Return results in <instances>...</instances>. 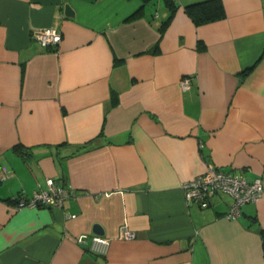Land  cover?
<instances>
[{
	"label": "crops",
	"instance_id": "0c3cea01",
	"mask_svg": "<svg viewBox=\"0 0 264 264\" xmlns=\"http://www.w3.org/2000/svg\"><path fill=\"white\" fill-rule=\"evenodd\" d=\"M203 1L0 0V264H264V193L230 217L182 188L211 166L264 181V0L196 23ZM48 177L75 197L14 209Z\"/></svg>",
	"mask_w": 264,
	"mask_h": 264
},
{
	"label": "built area",
	"instance_id": "2783aa9c",
	"mask_svg": "<svg viewBox=\"0 0 264 264\" xmlns=\"http://www.w3.org/2000/svg\"><path fill=\"white\" fill-rule=\"evenodd\" d=\"M32 38L44 47H53L59 44L62 35L55 27H46L35 30L32 33ZM180 84L182 88H188L190 78H182ZM45 183L44 188L34 190L28 197L22 195L12 197L14 209L38 206L62 207L68 197H75L74 188L57 183L52 177L46 178ZM182 188L187 200L197 203L200 207L208 206L210 198L215 194L223 193L230 196L232 201L228 216L236 217L240 213L242 205L257 200L264 193V181L260 176L248 180L234 172L211 166L205 172L183 182ZM74 216L75 214L68 215V217ZM120 237L130 239L134 237V233L124 228ZM77 241L84 246L87 245L89 250L101 254L107 252L110 242L108 238L99 235H91L88 238L80 237Z\"/></svg>",
	"mask_w": 264,
	"mask_h": 264
},
{
	"label": "trees",
	"instance_id": "16d2710c",
	"mask_svg": "<svg viewBox=\"0 0 264 264\" xmlns=\"http://www.w3.org/2000/svg\"><path fill=\"white\" fill-rule=\"evenodd\" d=\"M173 2V0H170ZM209 4V3H216L217 6H220L219 4V0H206L203 2H200L199 4H191V5H187L185 7L186 12L192 17V19L194 20V22H200V21H204L206 19H213L214 18V14H212L211 12H209L208 9L205 8H192L195 5H201V4ZM197 10V11H196ZM262 233H264V230H262Z\"/></svg>",
	"mask_w": 264,
	"mask_h": 264
},
{
	"label": "water",
	"instance_id": "95a60500",
	"mask_svg": "<svg viewBox=\"0 0 264 264\" xmlns=\"http://www.w3.org/2000/svg\"><path fill=\"white\" fill-rule=\"evenodd\" d=\"M65 13L67 15H71L72 14V12H70V9H69L68 5H65ZM94 233L102 234V229L100 228L99 225H94Z\"/></svg>",
	"mask_w": 264,
	"mask_h": 264
}]
</instances>
